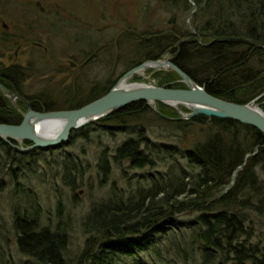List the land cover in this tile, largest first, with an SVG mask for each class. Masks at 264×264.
Listing matches in <instances>:
<instances>
[{"label": "trees", "instance_id": "obj_1", "mask_svg": "<svg viewBox=\"0 0 264 264\" xmlns=\"http://www.w3.org/2000/svg\"><path fill=\"white\" fill-rule=\"evenodd\" d=\"M162 1L191 17L197 39L177 47L180 40L193 36L183 28L155 38L138 47L135 55H143V59L134 62L127 71L145 60L156 59L154 50L161 53L174 46L173 62L215 97L247 104L264 93V48L258 45L264 43V0ZM236 37L257 43L235 41ZM212 41L215 43L208 45ZM15 71L18 74L12 68L0 71V82L10 90L17 81ZM163 80L160 87H186L174 70L167 71ZM257 104L264 108V96ZM157 105L170 118L177 112L165 103ZM33 106L41 112L57 110ZM148 110V102L142 101L101 120L116 119L126 125ZM182 110L188 111L184 107ZM154 116L174 129H186L197 122L210 123L216 134L204 144L187 150L153 143L146 135L139 134L123 142L114 158L125 160L132 167H145L153 165L155 159L181 154L193 170L188 174H174L166 184L156 183L146 192L141 189L137 197L125 203L94 208L84 221L88 235L85 247L73 257L68 252L69 236L65 230L40 227L37 210L17 213L15 228L19 246L27 257L36 264H84L86 260V264H215L219 260L264 264V236L253 243V229L246 226L248 219L240 212L241 207H251L247 205L248 197L242 198L243 194L261 189L255 167L264 162V133L231 119L197 116L186 121H170L157 113ZM22 120L17 108L0 91V123L13 125ZM241 129L245 136H240ZM24 143L30 145L27 141ZM43 151L35 148L21 152L0 139V164L8 170L18 166L28 169ZM191 212L199 213L196 221L179 220Z\"/></svg>", "mask_w": 264, "mask_h": 264}, {"label": "rangeland", "instance_id": "obj_2", "mask_svg": "<svg viewBox=\"0 0 264 264\" xmlns=\"http://www.w3.org/2000/svg\"><path fill=\"white\" fill-rule=\"evenodd\" d=\"M178 28L195 30L185 11L171 9L162 0H0V71L18 70L17 104L22 111H28V104L66 110L106 94L129 66L143 59L135 55L139 46ZM174 49L153 53L156 59H172ZM167 71L172 70H144L129 82L159 86ZM157 104H149L147 112L126 125L116 119L99 120L74 131L68 144L38 153L28 169L8 170L0 164V264H36L20 249L17 213L37 210L40 227L65 230L73 257L85 247L84 221L94 208L125 203L141 189L146 192L156 183L166 184L174 174L193 170L181 154L155 159L145 167L114 158L123 142L139 134L179 150L204 144L216 134L210 123L197 122L186 129L160 123L154 116ZM176 113L174 119L181 117ZM255 173L261 189L243 194L251 207L240 210L248 219L246 226L253 229V243L264 236V162ZM198 214L179 220L194 222ZM219 261L215 264H235Z\"/></svg>", "mask_w": 264, "mask_h": 264}, {"label": "water", "instance_id": "obj_3", "mask_svg": "<svg viewBox=\"0 0 264 264\" xmlns=\"http://www.w3.org/2000/svg\"><path fill=\"white\" fill-rule=\"evenodd\" d=\"M195 34L196 32L194 31L193 36L190 38L180 40L177 43V47H180L183 42L188 40H196L197 36ZM234 40L244 43L254 42L252 39L240 37H236ZM215 41L210 42L208 45L215 43ZM259 44L264 48V43ZM151 69L174 70L180 79H182V82L185 83L186 87L181 89L129 82L133 76L140 74L144 70ZM0 91L5 98L13 103L23 119L19 124L0 123V139L8 142L13 148L21 152L35 150V148L42 150L56 149L68 144L74 131L98 122L103 118L110 117V115L119 112L133 103L142 101L148 102L150 105L165 103L175 108L181 117L174 119L161 113L156 106L153 107L161 118L170 121H186L197 118V116H208L217 119H231L244 125L252 126L261 133H264V108H260L257 104L262 96H264V93L247 104H238L230 100L227 101L215 97L204 86H201L179 68L171 58L150 59L130 68L119 77L117 83L106 94L77 109L41 112L30 108L28 104L29 109L27 112H24L17 104V99H20L19 95L11 93L1 82ZM179 107H184L189 112H183ZM13 141H16L18 144ZM25 141L29 142L30 145L25 147L20 146Z\"/></svg>", "mask_w": 264, "mask_h": 264}, {"label": "flooded vegetation", "instance_id": "obj_4", "mask_svg": "<svg viewBox=\"0 0 264 264\" xmlns=\"http://www.w3.org/2000/svg\"><path fill=\"white\" fill-rule=\"evenodd\" d=\"M3 28H4L5 30H7L8 25L4 24V25H3ZM72 66H73V68H75L76 64H75V65H72ZM13 83H14V84H13V85H14V89H11V90H10L9 88H8V89L10 90L11 93H14V94L19 95L20 91H19V88L16 87V81L13 82ZM22 100H27V99H22ZM22 100H20V101H22ZM17 101L19 102V99H17ZM27 101H28V100H27ZM33 105H34V104H33ZM27 107H28V105H27ZM30 108L33 109L34 106L31 105Z\"/></svg>", "mask_w": 264, "mask_h": 264}, {"label": "bare ground", "instance_id": "obj_5", "mask_svg": "<svg viewBox=\"0 0 264 264\" xmlns=\"http://www.w3.org/2000/svg\"><path fill=\"white\" fill-rule=\"evenodd\" d=\"M251 43H254V44H255V43H257V42L255 41V42H251ZM258 45L260 46V44H259V43H258ZM260 47H261V46H260Z\"/></svg>", "mask_w": 264, "mask_h": 264}]
</instances>
